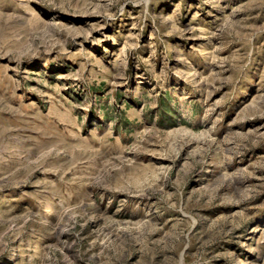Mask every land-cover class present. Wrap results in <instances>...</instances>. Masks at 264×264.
Instances as JSON below:
<instances>
[{
  "label": "rangeland",
  "instance_id": "obj_1",
  "mask_svg": "<svg viewBox=\"0 0 264 264\" xmlns=\"http://www.w3.org/2000/svg\"><path fill=\"white\" fill-rule=\"evenodd\" d=\"M69 263L264 264V0H0V264Z\"/></svg>",
  "mask_w": 264,
  "mask_h": 264
},
{
  "label": "bare ground",
  "instance_id": "obj_2",
  "mask_svg": "<svg viewBox=\"0 0 264 264\" xmlns=\"http://www.w3.org/2000/svg\"><path fill=\"white\" fill-rule=\"evenodd\" d=\"M74 217H75V216H74ZM74 221H75V220H74ZM68 222H69V221H68ZM76 222H77V221H76ZM68 224H69V223H68ZM69 225H70V224H69ZM74 225H75V224H74ZM60 227H61V226H60ZM57 229H58V228H57ZM57 229H56V230H57ZM66 229H67V226H66ZM83 229H84V227H83ZM59 231H60V230H59ZM59 231H58V232H59ZM81 231H82V230H81ZM61 232H62V231H61ZM68 232H69V231H68ZM70 234H71V233H70ZM105 234H106V233H105ZM113 234H114V233H113ZM78 235H79V234H78ZM58 236H59V235H58ZM107 241H108V240H107ZM116 243H117V242H116ZM119 243H120V242H119ZM134 243H135V242H134ZM79 244H80V243H79ZM110 245H111V244H110ZM134 245H135V244H134ZM80 247H81V246H80ZM80 247H79V248H80ZM107 248H108V247H107ZM119 248H120V247H119ZM73 251H74V250H73ZM67 253H68V252H67ZM67 253H66V255H67ZM51 254H52V253H51ZM63 254H64V253H63ZM85 254H86V253H85ZM57 255H58V254H57ZM69 255H70V254H68V256H69ZM48 257H50V256H48ZM54 257H55V256H54ZM55 258H56V257H55ZM66 258H67V257H66ZM70 258H71V257H70ZM55 260H56V259H55ZM68 260H70V259H68ZM58 262H59V261H58ZM108 262H109V261H108ZM52 263H53V262H52ZM54 263H55V262H54ZM70 263H71V262H70ZM70 263H69V264H70ZM112 263H113V262H112Z\"/></svg>",
  "mask_w": 264,
  "mask_h": 264
}]
</instances>
